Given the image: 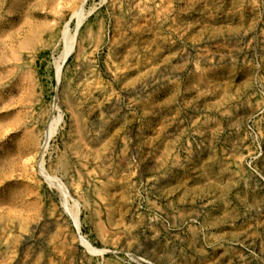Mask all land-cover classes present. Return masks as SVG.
I'll use <instances>...</instances> for the list:
<instances>
[{
	"label": "rangeland",
	"instance_id": "rangeland-1",
	"mask_svg": "<svg viewBox=\"0 0 264 264\" xmlns=\"http://www.w3.org/2000/svg\"><path fill=\"white\" fill-rule=\"evenodd\" d=\"M0 264H264V0H0Z\"/></svg>",
	"mask_w": 264,
	"mask_h": 264
},
{
	"label": "bare ground",
	"instance_id": "bare-ground-1",
	"mask_svg": "<svg viewBox=\"0 0 264 264\" xmlns=\"http://www.w3.org/2000/svg\"><path fill=\"white\" fill-rule=\"evenodd\" d=\"M73 15L76 16V24L75 25L78 26L80 24L81 20L83 19V16H84L83 12H82V9H79V10L75 11ZM63 36L65 37V42H64V45H63V49H62V51L60 53V56H59L60 60H63L66 57V55L70 52V50L72 48V45H73V41H74V34L73 35H71V34L68 35V33L65 32L63 34ZM58 120H59V117H55L54 119L52 118L49 121L47 129H46V133H45L44 145L47 142L48 137L51 135L53 129L55 128V125L58 122Z\"/></svg>",
	"mask_w": 264,
	"mask_h": 264
}]
</instances>
